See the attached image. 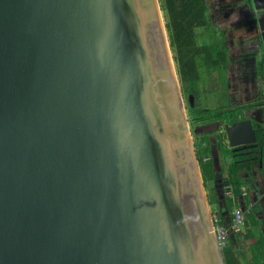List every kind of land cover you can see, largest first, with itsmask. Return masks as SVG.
<instances>
[{"label":"water","instance_id":"obj_1","mask_svg":"<svg viewBox=\"0 0 264 264\" xmlns=\"http://www.w3.org/2000/svg\"><path fill=\"white\" fill-rule=\"evenodd\" d=\"M0 264H224L158 0H0Z\"/></svg>","mask_w":264,"mask_h":264},{"label":"flooded vegetation","instance_id":"obj_2","mask_svg":"<svg viewBox=\"0 0 264 264\" xmlns=\"http://www.w3.org/2000/svg\"><path fill=\"white\" fill-rule=\"evenodd\" d=\"M237 1L238 3L241 2V0ZM215 7H217V9L214 10L212 14H209L208 11V14H206L209 19V24L213 26L215 30L220 32V39L211 41L208 44L203 43L199 48H197V52H199V58L196 60V65L199 66L198 64L201 62L199 60L204 57V48L206 50H211L215 46H222L226 52L225 62H227V60L231 61L232 59L235 61V66L228 68L232 69L229 72L230 76H232V81L229 83L228 81H225L227 92L230 91L229 89L231 88V91H236L237 96H239V98L245 99V101L232 102L235 101V99L232 98V94L226 92L229 103H225V106L221 107L220 111L216 114L199 117L197 116L196 119L193 120L194 125L192 128V136H207L210 146V158L215 167L218 166V168H223L222 173L224 174V177L227 176L228 171L232 166L235 167L240 165L241 170L238 172L237 176L239 178L242 194L237 198V205L239 204V206L242 207H249V209L244 208L246 209V212L243 213L254 216L259 224L255 227H252V229H258V226L262 223L257 219L258 213L252 212L253 207L256 205L254 201H249V189L244 185L243 180L248 182L249 185L254 186L260 181L259 177L264 171V166H262L264 154V88L261 86L262 83L264 85V77L259 78L257 76L256 67L258 60L260 58L264 59L263 43L257 22L252 15V18L250 17V19H248V24L251 27H254L252 32L253 35H258L259 39H256V42L260 44L259 47L261 46V48L260 50H255L251 54L252 56L254 55L255 61L253 62V70L248 71V50H245L242 45L245 44L244 41L235 33V28L229 29V27L233 25L221 23L220 20L217 21V18H222L223 20L227 18L231 3L226 1L224 4H221L220 1L215 4ZM225 10H227L228 13L225 14ZM223 13L224 15H222ZM206 26L207 25L203 27ZM250 73H253V75L250 76ZM241 88H246V90L244 91ZM191 119H194V117L191 116ZM237 124H243L247 128L250 127L248 131H250L252 134H236V138L238 140H242V143L235 146H230L227 133ZM197 128H199L201 131L195 134L194 130ZM221 149L224 150L225 154L221 152ZM227 160L229 161L227 162ZM225 195L229 197L231 196L229 192L225 193ZM221 204L223 203L220 202L219 205ZM225 207L226 206L224 204L222 208L220 207V211H223V209L225 210Z\"/></svg>","mask_w":264,"mask_h":264},{"label":"trees","instance_id":"obj_3","mask_svg":"<svg viewBox=\"0 0 264 264\" xmlns=\"http://www.w3.org/2000/svg\"><path fill=\"white\" fill-rule=\"evenodd\" d=\"M159 3L163 16L167 19L165 29L170 49L175 53L173 60L177 64V74L181 81V86L185 81L184 79L188 77H191L190 83L196 85L195 80L199 78V75L195 78V72L193 73L192 69L199 58V52H197L194 41V28L203 27L208 23L205 16L208 11L206 0H159ZM204 50V57L199 60L201 62L198 65L202 66L204 64L208 73L225 67L226 52L222 46H215L211 50L204 48ZM194 57L196 58L194 59ZM263 61L264 59L260 58L256 66L259 78L264 77ZM186 67L189 69L185 70ZM188 112L192 117L201 114L199 110L193 111L189 109ZM193 147L205 190H214V193H216L218 189L222 196L221 201H219L220 197L218 195H216L217 198L212 196L208 199L209 205L217 208V204L219 205L221 202L223 205L225 204V210L230 214L233 207L237 205V198L242 194L237 176L241 170L240 165L232 166L227 176H223L217 181L215 166L210 158V146L207 136L193 135ZM221 152L225 154L223 149H221ZM228 192L231 194L230 197L224 194ZM221 208L219 205V210ZM219 210L217 216L220 223L228 226L232 215H221ZM258 224L253 215L248 214L244 217L245 236L247 239L254 240L249 248L251 264H264V235L261 233L256 235L252 230V227ZM238 237V233H229L228 244L221 250L224 264H242V261L246 263L243 254L238 248Z\"/></svg>","mask_w":264,"mask_h":264},{"label":"rangeland","instance_id":"obj_4","mask_svg":"<svg viewBox=\"0 0 264 264\" xmlns=\"http://www.w3.org/2000/svg\"><path fill=\"white\" fill-rule=\"evenodd\" d=\"M220 1H221V4H224L226 1H229L231 4H233V7L237 6V3H238L237 0H213L212 4H216L217 2H220ZM158 2H159V0H158ZM206 3H207V6L208 5L211 6L210 0H207ZM241 3H242V1L240 2V4ZM218 5H219V3H218ZM159 6H160V3H159ZM210 8L213 9V6ZM242 8H243V10L241 9V7L238 8L239 14L245 10V7H242ZM224 13L226 14V13H228V11L225 10ZM224 13L222 15H224ZM231 13H233V12L229 10L227 18H234L235 15L236 16L239 15V14H235L234 16H229ZM207 14H205L206 19L208 20L207 26L194 28V41L196 44V48H199L200 45L203 43L208 44L211 41H216V40L220 39V32L218 30H215L214 27L209 24V19L207 17ZM162 15H163V13H162ZM163 20L165 23L167 19L163 16ZM218 20L225 21L222 18H217V21ZM248 23H249V21L242 20L240 25H239V23H228V24L234 25V26L229 27V29L235 28L234 29L235 33L238 36H240L245 43L242 45L245 48V50H248V52H247V54H248L247 70L251 71V70H253V64H254L253 62L255 61L254 55L252 56L251 54L255 50H258V49L260 50L261 46L259 47L260 44L256 42V39H259L258 35L257 34L253 35L252 31L254 30V27H251ZM167 37H168V35H167ZM171 55H172V58L175 55V53L172 50H171ZM195 58L196 57H194V59ZM256 59H257V57H256ZM188 61H189V58H188ZM200 66L201 65L197 66L195 64L193 69H192L193 73L195 72V78L199 75V78L197 80H195L196 85H192V83H190L191 77H188V78L184 79L185 81L183 82V85L181 86V81L179 80V76L177 74V64L174 61V67H175L177 79H178L179 86H180L183 107L185 109V115H186V119H187V122H188L189 127H190L192 138H193L192 128L194 125L193 120H195L197 116L199 117V116H204V115L216 114L220 111L221 107L225 106V103H229L228 102L229 100H228L227 95H226L227 88L225 86V81H228V83L232 81V79H231L232 76H230V74H229V72L232 69H228V68L231 66H235V61H234V59H232L231 61L227 60L224 68L219 69V70H215V72H212V73L207 72V67L204 64L202 65L203 67H200ZM188 69L189 68L186 67L185 70H188ZM252 75H253V73H250V76H252ZM261 86H262V88H264L263 83L261 84ZM183 88H184V90H183ZM237 89H238V87H237ZM241 89H243L244 91L246 90V88H241ZM229 90L230 91H228L227 93L232 94V98L235 99V101H232V102L245 101V99L239 98V96H237L236 91H234V90L231 91V88ZM189 109L193 110V111L199 110L201 112V114L198 113L199 115L194 116V119H191V116L188 112ZM228 161L229 160H227V162ZM215 168H216L215 169L216 180L218 181L220 178H222L224 176V174L222 173L223 168L222 169L218 168V166ZM243 183L249 189V194H248L249 201L250 202L254 201L255 205H256L255 207H253L252 212H257L258 213L257 219L259 220V222L264 224V182L259 181L254 186L249 185V183L246 182L245 180H243ZM205 192H206V196H207V201L212 196L215 197L216 195H218V197H220L219 201H221V199H222V196L220 195V192L218 189L216 190V193H214V190L213 191L205 190ZM216 198H217V196H216ZM222 206H223V204L220 205V207H222ZM209 208H210L211 214L215 213L216 215H218V210H219L218 204H217V208L215 206H210V205H209ZM244 208L249 209V207H246V206L242 207V206H239V204H238V205L233 207L232 211L234 209H238L242 213L243 212L245 213L246 209H244ZM232 211L229 214L228 211H226L224 209H223V211L219 210L220 214L223 213L226 216L228 214L232 215ZM245 215L246 214H244V216ZM245 231H246V228L244 226H242V228L240 229L239 232H232V233H238L239 234L238 248L240 249V252L244 253V254L249 252V248L254 242L253 239H247L246 238ZM253 232L256 234L258 232V230L254 229Z\"/></svg>","mask_w":264,"mask_h":264},{"label":"built area","instance_id":"obj_5","mask_svg":"<svg viewBox=\"0 0 264 264\" xmlns=\"http://www.w3.org/2000/svg\"><path fill=\"white\" fill-rule=\"evenodd\" d=\"M213 222V233L215 240L219 248L222 250L228 244L229 233L230 232H239L244 224V215L238 210L234 209L232 211V218L228 226H224L220 223L219 217L213 213L212 214Z\"/></svg>","mask_w":264,"mask_h":264},{"label":"crops","instance_id":"obj_6","mask_svg":"<svg viewBox=\"0 0 264 264\" xmlns=\"http://www.w3.org/2000/svg\"><path fill=\"white\" fill-rule=\"evenodd\" d=\"M207 1V0H206ZM242 1V3L240 4V2L239 3H237V6H235V7H233V4H231V7H229V9H230V11H232L233 13H231L229 16H234L235 14H239V10H238V8L239 7H241V9L243 10V8L242 7H245V10L243 11V12H241L238 16H236L235 15V17L234 18H226L225 19V21H221V23H224V24H228V23H239V25L241 24V21L242 20H247V21H249L248 19H250V17L252 16V9H251V7H250V4H249V2H248V0H241ZM210 3H211V6L210 5H208V13H213L214 12V10H216L217 9V7H215V4H212L213 3V0H210ZM215 7V8H213V9H211L210 7ZM212 11V12H211ZM252 18V17H251ZM254 22V21H253ZM230 25H232V24H230ZM234 26V25H233ZM259 179H260V181L262 182H264V171H263V173H261V175H260V177H259ZM221 215H224L223 213H221ZM258 229H259V232H257L256 233V235H258V233H261V234H263L264 235V224H260L259 226H258ZM257 229V230H258ZM261 230V231H260ZM255 234V233H254ZM243 254V256H244V260H245V262L246 263H244L243 261H242V264H251V255H250V252H247V253H242Z\"/></svg>","mask_w":264,"mask_h":264}]
</instances>
